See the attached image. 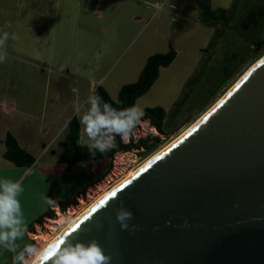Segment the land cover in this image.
<instances>
[{"label": "rangeland", "instance_id": "rangeland-1", "mask_svg": "<svg viewBox=\"0 0 264 264\" xmlns=\"http://www.w3.org/2000/svg\"><path fill=\"white\" fill-rule=\"evenodd\" d=\"M232 2L212 0L211 5L213 9L228 8ZM247 6L238 26L240 33L229 42L218 39L209 47L215 29L200 23L199 12L189 0H0V55L5 57L0 63V103L14 100L17 104V110L7 113L0 105V140L9 127L31 140L37 138L34 143L42 148L65 135L72 117L81 115L82 121L83 101L89 98L90 88L103 86L115 95L138 80L147 57L165 54L171 47L177 52L175 63L163 69L151 91L136 104L143 116L146 108L163 107L168 113L167 133H153L142 116L122 139L129 143L131 137L137 142L157 136L156 150L147 156L141 155L143 149L117 153L86 194L76 198L77 203L65 211L55 207V216L35 223L34 231L25 229L12 244L0 245V264H13L14 256L32 242L38 249L46 247L105 191L187 130L264 56V47L254 52L252 46L254 40L264 38V0H251ZM232 66L240 67L221 85L225 68ZM216 84L217 93L206 102L209 88L215 89ZM79 93L82 100L77 106ZM86 107L90 112L91 103ZM172 122L175 125L167 129ZM134 158L137 162L129 165ZM105 179L104 189L93 192L92 186ZM20 185L22 188L24 183ZM81 200L85 201L82 206ZM72 206L80 208L60 226L58 211L66 212ZM34 259V254H27L24 264Z\"/></svg>", "mask_w": 264, "mask_h": 264}, {"label": "water", "instance_id": "water-1", "mask_svg": "<svg viewBox=\"0 0 264 264\" xmlns=\"http://www.w3.org/2000/svg\"><path fill=\"white\" fill-rule=\"evenodd\" d=\"M256 65L57 247L95 241L108 264H264V66ZM122 210L131 218L118 221Z\"/></svg>", "mask_w": 264, "mask_h": 264}, {"label": "trees", "instance_id": "trees-1", "mask_svg": "<svg viewBox=\"0 0 264 264\" xmlns=\"http://www.w3.org/2000/svg\"><path fill=\"white\" fill-rule=\"evenodd\" d=\"M189 1L198 10L200 23L215 29L214 38H212L209 43V47H213L217 44L218 39H222L224 42H229L232 39V35L240 33L238 26L243 20V13L247 9V5L251 0H233L232 4L228 8L219 9L212 8V0ZM252 46L254 52H259L264 47V38L254 40L252 42ZM248 55H250V53ZM175 57H177V52L172 47L165 54H154L149 56L138 80L134 83L124 85L119 91L117 100H113L103 86H98L93 93V97L97 103L100 113L106 114V112H111L112 114L120 115L126 109L136 105L137 100L149 93L153 85L157 82L160 76V69L171 66L176 59ZM233 58H236V56ZM239 67L240 66H232L225 68L224 77L220 81L221 85L233 77L237 73ZM199 82L200 81L198 79L196 87ZM218 88L219 85H217L215 89L212 87L209 88V95L206 98V102L211 99V97L215 96ZM145 112L146 113H144L143 118L147 117L150 121V125L156 128L160 134H166L165 122L168 118L166 110L163 107L157 106L153 108H146ZM175 112L172 114L174 117L178 115L179 110ZM175 123L176 122H172L167 129H172ZM110 136L114 137L115 147L105 151L104 153H101L96 147L90 148L82 146L80 143V122L76 116L72 117L69 121V132L66 135L65 140L60 143V146L64 149V153L60 158L61 163L66 164L67 169L71 170L77 163L80 162L98 161L101 159H111L112 161L115 155L121 152L129 153L133 150L143 149L144 151L141 155L147 156L156 150L157 142L160 139L157 136H146V138H140L137 142H134L131 137L129 143H124L120 135L106 133L104 131L105 139ZM5 144L6 152L4 153V158L13 163L15 167L31 168V166L35 164V158L33 155L22 149L16 138L11 133L7 134ZM87 190L88 188L83 189L79 195L86 194ZM74 203H77L76 198L71 201L62 202L60 205L65 211ZM47 216H55V212L52 208H48L41 216L33 221V223L29 224L27 226V231H34L35 223L44 222V219ZM33 245L34 242L31 243V246ZM26 255L27 253H25V256Z\"/></svg>", "mask_w": 264, "mask_h": 264}, {"label": "crops", "instance_id": "crops-1", "mask_svg": "<svg viewBox=\"0 0 264 264\" xmlns=\"http://www.w3.org/2000/svg\"><path fill=\"white\" fill-rule=\"evenodd\" d=\"M147 58L144 61L142 70L147 62ZM174 63L175 62L172 64ZM163 69L165 68L160 69V76ZM96 88L97 86L90 88L91 91L89 98L83 101V104H85L83 107L85 110L83 113L84 117L91 113L94 105L97 108V111L100 113L97 103L93 97V93ZM118 95L119 92L115 95H110V97L112 99L116 98L114 100H117ZM80 96L81 94L79 93L75 101L77 106L82 100ZM8 102L3 101L0 103L1 107L3 108L2 111L7 113L17 110V104L14 100L12 102ZM90 103L91 109L90 112H87L88 109L86 106ZM76 105L73 108L74 113L77 111ZM80 116H76L78 120L80 119ZM146 119L149 121L147 117L143 118V120ZM79 122L81 126L80 143L82 146L93 148L98 141H108L112 138V136H110L109 138L105 139L104 130H101L95 139L90 138L85 130L86 126L81 123V120ZM8 128L5 130L6 133L4 139L0 140V185L6 183L8 179H12V183L20 184L21 181L24 183V186H22L23 190L17 195V199L21 205V211L18 215V218L21 220V231H25V229L27 231V226L33 223V221L41 216L48 208L55 209V207H61L60 204L62 202L70 201L73 198H78L79 193L83 189L89 188L93 183H95L97 178L102 176V174H104L111 164V159H101L98 161L80 162L77 163L71 170L67 169L66 164L61 163L60 161V158L64 153V149L60 146V143L65 140V137L69 132V126L67 132L62 138L59 137L52 139L50 143L44 144L42 148H38V145L35 144L38 140L37 138H34L36 141L34 143V139L31 140L21 131L16 132L12 128ZM8 133H11L16 138L22 149L33 155L35 158V164L31 166V168L15 167L13 163L4 158V153L6 152L5 140ZM42 136L44 137V133ZM49 199L52 201V203H49ZM5 244L10 243H0V245Z\"/></svg>", "mask_w": 264, "mask_h": 264}, {"label": "clouds", "instance_id": "clouds-1", "mask_svg": "<svg viewBox=\"0 0 264 264\" xmlns=\"http://www.w3.org/2000/svg\"><path fill=\"white\" fill-rule=\"evenodd\" d=\"M4 60L5 57L0 55V63L4 62ZM262 66H264V58L259 60L256 65L257 68ZM73 91H76V89H73ZM223 103L224 101H221V104ZM142 116L143 111L137 109L135 105L126 109L120 115H115L111 112L100 114L94 105L91 113L83 117L81 123L86 126L85 130L90 138L95 139L101 130H104L106 133L118 134L121 136V139H124L134 128L136 121L141 120ZM95 147L101 153L112 149L115 147L114 137L108 141H98ZM22 190L19 183L3 185V192L0 193V243L14 242L23 234L20 228L21 220L18 218L21 205L17 199L18 193ZM115 195L116 193L113 196ZM49 203H52L50 199ZM131 216L130 212L122 210L117 214V220L123 222L126 218L130 219ZM121 227L122 229H127L128 225L122 223ZM8 250L15 252L14 247H9ZM25 253L35 255L33 264H38L39 261L48 264L49 259H51L52 264H108L111 259V257L104 254L103 249L95 241L87 246L76 244L75 246L66 248L63 246L58 248L57 243H50L46 247L39 249L35 246L26 245L23 252L18 256H14L13 264H17V261L20 264H24Z\"/></svg>", "mask_w": 264, "mask_h": 264}, {"label": "bare ground", "instance_id": "bare-ground-1", "mask_svg": "<svg viewBox=\"0 0 264 264\" xmlns=\"http://www.w3.org/2000/svg\"><path fill=\"white\" fill-rule=\"evenodd\" d=\"M264 58V56L262 57ZM262 58H260L259 60H261ZM259 60H257L238 80L237 82L207 111L205 112L197 121H195L189 128H187V130H185L182 134H180L177 138H175L172 142H170L168 145H166L164 148H162L161 150H159L157 153H155L154 155H152L150 158H148L145 162H143L139 167H137L133 172H131L129 175H127L123 180H121L119 183H117L115 186H113L111 189L105 191L99 198H97L96 201H94L89 207H87L85 210H83L78 216L77 218H75L72 222H69V224L53 239L49 242L50 243H55L67 230L68 228H70L74 222H76L77 220H79L84 214H86L93 206H95L100 200H102L105 196H107L109 193H111L113 190H115L118 186H120L123 182H125L127 179H129L130 177H132L135 173H137L139 170H141L144 166H146L149 162H151L153 159H155L157 156H159L161 153H163L167 148H169L173 143H175L179 138H181L186 132H188L193 126H195V124H197L202 118H204L205 115L208 114V112H210L232 89L233 87L259 62ZM150 129L153 133L155 134H159L157 129L150 126ZM122 156H130V154H121ZM137 162V159H130L129 160V165L134 164ZM127 168H123L122 171H125ZM108 182V179H105L103 181H99L98 183H96L95 185L92 186V191L93 192H100L104 189V186H106ZM82 201V200H81ZM85 203V201L81 202L82 206ZM80 206H72L68 211L66 212H62V211H58L57 213V218L56 221H58L60 226H63L65 223V221L69 218L68 215H70V217L72 216V212H77V209L80 208ZM55 227L52 228V232L55 231ZM35 260V259H34ZM33 260V262H34ZM33 262L31 264H33Z\"/></svg>", "mask_w": 264, "mask_h": 264}, {"label": "snow or ice", "instance_id": "snow-or-ice-1", "mask_svg": "<svg viewBox=\"0 0 264 264\" xmlns=\"http://www.w3.org/2000/svg\"><path fill=\"white\" fill-rule=\"evenodd\" d=\"M115 193H112V195H114Z\"/></svg>", "mask_w": 264, "mask_h": 264}]
</instances>
